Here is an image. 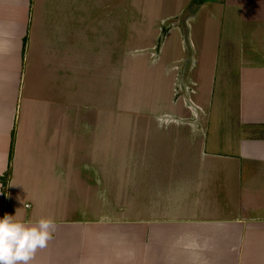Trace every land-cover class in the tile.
I'll return each mask as SVG.
<instances>
[{
  "label": "crops",
  "instance_id": "obj_1",
  "mask_svg": "<svg viewBox=\"0 0 264 264\" xmlns=\"http://www.w3.org/2000/svg\"><path fill=\"white\" fill-rule=\"evenodd\" d=\"M194 1L0 0V217L55 224L31 264H264V0ZM122 79L161 119H120Z\"/></svg>",
  "mask_w": 264,
  "mask_h": 264
},
{
  "label": "clouds",
  "instance_id": "obj_2",
  "mask_svg": "<svg viewBox=\"0 0 264 264\" xmlns=\"http://www.w3.org/2000/svg\"><path fill=\"white\" fill-rule=\"evenodd\" d=\"M55 224L50 218L35 223L16 219L15 214L0 217V264H31L38 249L47 247Z\"/></svg>",
  "mask_w": 264,
  "mask_h": 264
},
{
  "label": "rangeland",
  "instance_id": "obj_3",
  "mask_svg": "<svg viewBox=\"0 0 264 264\" xmlns=\"http://www.w3.org/2000/svg\"><path fill=\"white\" fill-rule=\"evenodd\" d=\"M200 0H195V2ZM150 82L145 81H121V120H144V119H161L162 116H151L147 112L146 103L149 102ZM149 88V89H148ZM164 115V114H163ZM107 119V118H106ZM112 119V118H110Z\"/></svg>",
  "mask_w": 264,
  "mask_h": 264
},
{
  "label": "trees",
  "instance_id": "obj_4",
  "mask_svg": "<svg viewBox=\"0 0 264 264\" xmlns=\"http://www.w3.org/2000/svg\"><path fill=\"white\" fill-rule=\"evenodd\" d=\"M202 0H200V1H197V2H195V4H198V3H200ZM193 11V10H192ZM191 11V12H192ZM26 42V38L24 39V43ZM12 146V145H11ZM10 158H11V156H10ZM9 176H10V170H8V172L6 173V177H5V179L3 180V185L5 186L6 184H7V180L9 179Z\"/></svg>",
  "mask_w": 264,
  "mask_h": 264
}]
</instances>
